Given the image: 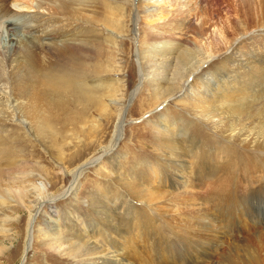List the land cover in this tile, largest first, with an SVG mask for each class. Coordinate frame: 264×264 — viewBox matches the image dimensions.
I'll return each mask as SVG.
<instances>
[{
	"label": "rangeland",
	"instance_id": "obj_1",
	"mask_svg": "<svg viewBox=\"0 0 264 264\" xmlns=\"http://www.w3.org/2000/svg\"><path fill=\"white\" fill-rule=\"evenodd\" d=\"M17 1L24 3V5L32 6V8H29L31 10L30 14L39 12L46 13V15H49L51 12L49 5L54 6L58 2V0ZM147 1L152 0H109L112 5L125 4L126 9L124 14L127 22L126 28L124 27L125 29L123 28L124 30L122 32H118L113 27L104 23V17L107 15V12L105 11L106 7L103 4V0H97V6H93L92 11H86L90 16L95 17L92 20V25L88 29L83 28L84 25L80 27L84 35L81 37L82 39L80 38L81 42L79 41V43H83L84 45L88 44L90 47H93V45L96 47L98 45L104 51H114L111 53L113 55V72L111 70L110 73L108 72L98 77L100 79L89 80L90 82L93 80L92 83H98L100 85L102 83H113L117 86L116 88L121 89L118 92L117 100L112 104L111 111L113 112V117L109 123L104 120L102 112L92 110L90 113L88 112V116L84 121L87 122L86 127L81 125L83 122L67 125L56 124L53 128L55 132V136L52 137L53 139L44 136H41L42 138L30 137L20 128L21 125H16L17 122L12 119H8V126L3 127L6 130L0 129V131H3L0 137V140H2L0 141V166L4 173V175L2 174L3 176L1 175L3 180L1 179L0 191V228L3 229H0V264H81V262L86 260L85 248H81L82 253H80L81 251L75 253L71 247H68L72 243L77 245L79 237H84L85 239L88 237L86 240L88 241L89 239L88 242L95 246V251L103 250L106 256L110 255L112 258L114 257V260H117L120 256L113 251L107 240H118L119 236L117 237V233L114 231L120 229L119 226L121 227L120 230H123L129 236L126 242V244L129 242V245H131L129 250L133 248V253H135L133 254L131 251L127 254V258H131L129 261L132 262H127L128 264H157V261L151 258L149 238L147 237L148 232L157 234L161 245L171 246L170 252H165L166 257L161 259V264H178L177 260L187 253L188 239L187 241L178 239L176 241L180 243L176 244V246L173 245L175 241L171 238L173 236V227L171 226L174 221L173 218L179 216V212L183 213L185 210L184 213H187L188 211L182 208L183 205H180V208L175 207V209H178L176 212L175 209L173 210V206L169 204L171 202L168 199L174 195L172 194V190L179 183V175L175 173L178 170V166L172 163L174 166H177L174 167L170 163L171 156L172 154L178 155L180 152L182 155L183 151V153L187 154L188 148L181 138H179L180 142L178 145L164 140L162 137L163 133L158 130L157 124L165 119L168 123L172 124L175 132L186 131L190 134L192 133V135L197 136L199 142L204 145L207 144L206 146L212 150L218 148L219 141H225L221 137H218V133L214 132L216 130L212 129L211 125L208 126V120L206 121V119L197 115L195 100L199 99V96L194 91L199 88L202 90L204 86L202 82L203 78L213 75L216 69L218 70L219 67L225 65V58L222 56L230 55L234 47L229 40H223L219 46L224 45V49L220 50L221 52H213L208 48L207 44L209 41L204 39L201 42L200 38L192 30L196 25L203 23L205 15L201 16L202 12L198 10L205 7L212 14L209 18L211 17L213 22L211 24L213 26L209 25V32L222 40V26L225 23L229 24L227 17L232 14L236 0H153L152 4H155L154 9ZM89 3H92V5L95 4L93 2ZM86 7L89 8V6L85 5ZM162 11H165L167 16L161 19L158 18V15L162 14ZM29 16L28 14L22 17V15L10 13L5 16L6 18L4 20L2 19L0 21V58H3L10 52V50L8 51V47L12 45V42L9 41L7 31L8 20H15L13 21L14 24L12 23L11 25L14 27L16 23H22L26 19L30 20ZM63 18L62 16L61 19ZM231 20L235 21L233 17ZM80 21L89 22L85 18H81ZM232 21L230 27L232 30L235 28V30H231V32H237L238 28L232 24ZM28 23L35 24L36 22L29 21ZM185 23L188 24V27L182 32L181 38H183L176 40L180 42V49L183 50L187 47L193 48L203 56H207V60L201 67L200 65H198L199 68L195 67L196 69L188 77L181 78L182 80H173V71H171L158 84L157 78L160 75L157 74L160 71L157 70L154 74L156 76L154 77L148 74L149 72L151 74L154 73L155 68H152L154 67L153 63L157 61V63H168L174 66L173 58L176 56L177 51L171 53L163 52L155 56L150 51L148 54L147 50L145 53L144 49L154 40L160 42L161 40L162 42L166 41L163 39L165 36L170 35L171 32L181 31L180 29ZM18 31L20 36H23L22 29ZM252 33L256 36L264 34V28H254L251 31ZM90 36H93L91 38L95 40V43L89 41L88 37ZM152 36L155 37L154 40H150ZM247 36L250 37L247 38V42L250 41L253 43L250 33ZM243 37H246V35L241 34L237 42L242 40ZM141 52L144 56L146 55L149 64L145 63L144 56H142ZM149 55L151 56L149 57ZM116 68L119 70H116ZM173 81L180 82V86L176 84L177 82L174 83L179 89L177 88L175 92L165 98L161 95V99L158 98L156 102L157 99L155 98L157 96L155 92L157 88L159 87L161 89L160 91L165 94L169 91L168 87ZM148 98L150 99L147 100ZM120 102L121 104L123 103V110L121 109L119 112L121 107L119 105ZM117 112L121 115L118 113L119 115L117 116ZM119 120L120 122L118 124ZM95 124L97 125V127H94L96 130L92 128ZM119 125L121 126L117 132L118 139L114 141L113 145L109 146L114 130ZM102 128L104 132L96 134ZM57 133L59 134L57 135ZM8 143L9 145L13 144L14 147L23 151L25 157H28V164L15 155L17 158L12 157V159H14L13 162L15 161L16 168L14 169L16 170L8 169V161L4 160L9 156V149L7 148L10 146ZM175 146L182 147H179L176 151L174 150ZM238 147L242 148V154L240 156L235 153ZM228 150V155H223L225 159H230V156L235 157L238 159L236 161L237 163L241 160H252L245 165L243 163L237 164L239 168L237 167L238 174L236 181L241 182V184H246L248 181L258 185L262 184L264 187V162L262 167L260 165L258 166L256 162H253L256 160H264V156L261 159L255 158V160L250 154L256 152V149H250L238 144L229 145ZM247 156L252 157V159ZM202 157L203 155L200 156V158ZM204 158L205 155L203 161ZM207 158H210V161L207 162L206 160L203 168L199 170H197L192 159H186L189 166V175L192 176V179L193 177L195 179L192 180L190 189L185 187L181 190V192L187 189L188 192L193 191L199 193L200 199H197L198 201L195 200V204L193 203V207L191 208L194 211L211 213L209 216L219 221L216 222V225H214L215 222L211 223L209 230L203 225L205 220L199 228L197 226L193 228V232H202L205 234L204 236L208 237L209 242L212 241L210 242L209 253L214 256L212 259H208L205 264H209V262H211L210 264L217 263V259L218 261L220 260L219 264H225V261L231 258L240 261L242 264H264V225L257 226L255 224L254 226V222L251 220L242 222L239 220L240 214L234 213L233 211L229 212L227 209H218V201L214 200L215 195L211 191L214 189V184L212 183V179L204 174L206 173L204 169L212 170V167H215V163L211 157L206 156ZM37 164L40 166L42 164V167L47 168L50 171V175H46V172L41 173L37 169L38 167H35ZM169 165H172L173 168L172 166L169 167ZM240 166H248L251 171L246 173ZM171 169H175V171H170ZM213 171H218L219 175L223 173L221 169H217L216 167ZM223 175L225 176L224 173ZM173 180L176 182L175 184H172ZM219 180L221 182L232 181V178L227 179L219 176ZM193 185H195L194 188ZM230 185H233V182ZM146 186L150 188H146ZM159 188L160 191L158 190ZM163 189L165 190L163 191ZM156 192H160L162 194L161 197L163 198L165 196V198L158 197L155 199ZM181 199L179 196L176 198L180 203L182 202ZM206 199L210 204L206 203ZM255 208L259 212L264 213V209L259 207L257 199H255ZM184 213L182 216L185 215ZM261 220H264V218ZM124 228H128L127 231ZM46 230L51 231L46 233L50 235L45 240L42 233ZM213 230L218 231L216 233ZM212 231L213 233H211ZM54 232L63 233L62 237L64 238V245L62 244L63 246L57 247V249L49 246V241L51 242L56 237ZM89 236L91 237L89 238ZM68 239L71 241H68ZM215 239L219 241L216 242L214 241ZM136 252L139 254L137 257H135ZM223 254L224 256H222ZM100 256L102 255L99 253L94 254L92 260L100 263L102 262ZM221 259L223 262H221Z\"/></svg>",
	"mask_w": 264,
	"mask_h": 264
},
{
	"label": "bare ground",
	"instance_id": "obj_2",
	"mask_svg": "<svg viewBox=\"0 0 264 264\" xmlns=\"http://www.w3.org/2000/svg\"><path fill=\"white\" fill-rule=\"evenodd\" d=\"M152 1H147V3L150 4V6L153 7L154 9L155 4L153 5ZM89 2H93L95 4L92 5V3ZM103 4L106 7L104 8L105 11L107 12V15L104 17L105 19L104 23L113 27L118 32H122L126 28V22H127V20H125L126 16L124 14L126 9L125 4L112 5L109 2V0H103ZM85 5L89 6V8L87 7L85 8ZM49 6H50L49 10L51 11L49 15H46V13H44L45 14L44 15L43 13H39V12L30 14L31 10H29V8H32V6L24 5V3H21L17 0H0V21L2 19L4 20V18H6L5 16L10 13L22 15V17L23 15H28V14L30 15L29 16L30 20L26 19V21L24 20L22 23L15 22L16 25H14V27L11 25L15 20H8L7 23L8 37H9V41L12 42V45L10 44L11 46L8 47V51L10 50V52L7 54L5 53L6 55L4 54L5 56L3 58L2 57L0 58V129L1 130L3 129V127L8 126L7 125L9 124L8 119H12L17 122L16 125L20 124L21 125L20 128L24 131L26 135L28 134L30 137L39 138L41 136H44V137L52 138L53 136H55V132L53 128L55 127L56 124L59 123L63 125H67V124L83 122L81 125L86 127L87 122L84 121L88 116V112L90 113V111L92 110H95L97 112H102V114L104 115V120L107 121L108 123L110 122V119L113 117V112L111 111L112 104L113 102H115V100H117L118 92L121 89L116 88L117 86H115L113 83H102L100 85L98 83L94 84L92 83V81L96 80V78L102 76L103 74L111 72L112 63H113L112 62L113 55L111 53H113L114 51L113 52L104 51L103 48L98 45L96 47H94V45L93 47H90L88 44L84 45L83 43H79V41L82 39L81 37L84 35L83 30H81L80 27L84 25L83 28L88 29L92 25L93 22L92 20L95 19V17H92L90 16V14L86 13V11H92V7L97 6V0L96 1L58 0V2L54 6L51 4ZM233 8L234 10L232 11V14L227 17V19H229V24L225 23L224 26H222V35H223L222 40H220V38H218L216 35H213L212 33L209 32V25L210 26L212 25L211 24L212 20L211 17L209 18V16L212 14H210L205 7H202L201 10H198L202 12L201 16L205 15L203 23L201 25H196L192 30L194 34L198 36V38H200L201 42L204 39L209 41L207 44L208 48H210L209 50L213 52H219L220 50L224 49V45L219 46L220 42H222L223 40H229L230 42H232V46L234 47L230 55L222 56L223 58H225V62H224L225 65H223V67L222 66L219 67L218 70L216 69L213 75L203 78L202 82L204 86L202 90L201 88H199V89H195L194 91L198 93L197 96H199V99L195 100L197 115H200L201 117H203V119H206V121L208 120V122L210 123V124L208 123V126L211 125V128L216 130L214 132L218 133L219 135L218 137H221L225 141L224 142L219 141L218 148L216 150H212L211 148L206 146L207 145L206 143H205L206 145H204L203 143L199 142L197 136L192 135V133L190 134L189 132L186 131L185 132L179 131L178 133L177 131L175 132L174 127H172V124L168 123L165 119H163L161 123L157 124L158 130H160L163 133L162 137L164 140L175 143V145H178L180 142L179 138H181L183 139V141L186 144V147L188 148L187 154L183 153L184 151L182 150L183 151L182 155L180 154L181 152L178 155L172 154L171 156L172 158L170 159L171 164L175 163V165L178 166L177 171H175L176 168L174 170L171 169L170 171L173 172L175 171V173H178L179 183L178 185H175L174 186L175 189L172 190V194L174 195H172V197L170 196V199H168L169 202L172 203L169 204L173 206V210L175 209V207L180 208L179 206L183 205L182 208H185L188 211V212L186 211L187 213H184L185 212L184 210L183 212L185 214L184 216H182L183 215L182 212H179L178 213L179 216L173 218L174 221L171 226L173 227V236L171 238H173V240L175 241L173 242V245L176 246V244L180 243L179 241H176L178 239H181L183 241H187L188 239V246H187L188 251L185 255L183 254L184 256H182L179 260H177L178 264H205L208 259L213 258L214 255L209 253L210 242L212 241L209 242L208 237L204 236L205 234H203L202 232L199 231H197L198 233L193 232V228L194 226H197L199 228L202 222L205 220L203 225H205V227L208 228L209 230V226H211L210 225L211 223L215 222L214 225H216V222H219L216 220V218H211L209 216L211 213L209 214L208 212L205 211L198 212L196 209H195L196 211H194V209L191 208L193 207L194 201L200 199L199 193H195L193 191L188 192L187 189L186 190L184 189L181 192L182 188L186 187L190 189L192 185V180L195 179L194 177L192 179L191 178L192 176L189 175L188 172L189 166L186 162L187 158L192 159V161L195 163L197 167V170H199L203 168V165L206 162V160L207 162L210 161V158L206 159V156H209L212 158V160H214L215 167L217 169H221V171L225 174V176L223 175V173H220L219 175L218 171L216 172L213 171L215 167L212 166H211L212 170L204 169L206 172L204 173L205 176L211 178L212 183L214 184V189L211 191L214 192V194L212 193L213 195H215L214 200L218 201V209L219 208L220 210L227 209L229 212L233 211L234 213L240 214L239 220L242 222L251 220L254 222V226L255 224L257 226L264 225V220H261L262 218H264V213L259 212L258 209L255 208V199H257L259 207L264 209V187L262 186V184L258 185L255 183H250L248 181L247 183L245 182L246 184H241V182L236 181V176L238 174L237 167L239 166V165L237 166V164L243 163L245 165L247 162L252 160H241L237 163L236 161H238V159H236L235 157L230 156V159H225V157L223 156L225 154L228 155L227 154V152L229 151L228 147L231 144H238L240 146L247 147L250 149H256L257 150L256 152H252L250 154L252 157H254V159L255 158L261 159L262 156H264V34L257 36L254 35L253 33H252L253 35L251 34V31L254 28H259V29L264 28V0H236ZM166 14L167 13L165 11H162V14L158 15L159 16L158 18L161 19L164 18L165 16H167ZM62 16L64 17L63 19H61ZM232 17L234 18L235 21L231 20ZM81 18H85V20L86 21L88 20L89 22H82L80 21ZM29 21H33L36 23L29 24L28 23ZM231 21L232 24L238 28L237 32H231L232 30L230 27ZM187 27L188 24L185 23L181 27L180 29L181 31L171 32L170 35L168 34L163 38L166 40L164 42H162V40L161 42L158 40H154L155 37L152 36L150 40H154V41L150 45H148L147 48L144 49V52L147 50L148 54L151 52L155 56L163 52L171 53L173 51H177V54H175L176 56H174L173 58V61L175 63L174 66L168 63L161 64L159 62L157 63V61H155V63L152 62L154 64L153 65L154 67L152 68H155L154 73L151 74L149 72L148 74L149 76L154 77L156 76L154 75L155 72L159 70L160 72L157 74L160 75V77L157 78L158 84L161 83V81L164 79V76L167 73H170L171 71H173L172 72L173 80L175 79L182 80L181 78L186 76L188 77L189 74H191L198 67V65H200L201 67V65H203V63L206 62L207 56L205 55L203 56L200 52H197V50L188 47L183 50L180 49V42L176 40H178L179 38L180 39L183 38V37L181 38L182 32ZM18 28L22 29L23 36H20L18 31L20 29ZM234 30L235 28H233L232 31ZM248 33H250V35L252 36L253 43L250 41L247 42L248 40L247 38H250L247 36ZM241 34L246 35V37H243L242 40L237 42ZM91 37L93 36L88 37L89 41L95 43V40L92 39ZM236 42L237 44H235ZM142 56L144 55L142 54ZM150 56L151 55H149V57ZM144 59H145V63L149 64V62L146 59V55L144 56ZM117 69L118 68H116V70ZM91 79L93 80L90 82L89 80ZM176 82L177 81H173V83H171L170 86L168 87L170 91V92L168 91L169 93L167 92L163 94L162 91H160L161 89L158 87L155 92L157 96L155 98L157 99L156 102L158 101V98L161 97V95L163 98H165L169 94L175 92L178 86H180L179 85L180 82L179 83ZM174 83L178 84V86H175ZM149 99L150 98H148L147 100ZM122 104L120 102L119 105L121 107L119 109V112L122 109ZM119 112H117V116L120 114ZM119 122L120 120L118 121V124ZM120 126L121 125H119L118 128L116 126L112 138L110 140L111 144H109V146L113 145L114 141L118 139L117 132ZM94 127H97V125L95 124V126H92V128L96 130V128ZM1 132L3 131H0V137H1ZM102 132H104L103 128L100 129L98 133L96 132V134H100ZM58 134L59 133H57V135ZM79 139L81 138L79 137ZM9 146L10 147L7 148L9 149L8 150L9 156L7 157V159H4L8 161L7 162L8 169L16 170L14 169L16 168L14 164L15 161L13 162L14 159H12V157L17 158L15 155H17L20 159H22L23 162L28 164V157H25L22 150L20 151L19 148L17 149L16 147L13 146V144ZM179 147L175 146L174 150L177 151ZM241 151L242 148L238 147L236 149V152L235 151L234 152L236 153V155L240 156L242 154ZM201 155H203V157L205 155L204 161H203V157L200 158ZM247 157L252 159V157L249 156ZM253 162H256L258 166L260 165L262 167L264 160H256ZM38 165L39 164H37L35 167L36 168L38 167L37 169L41 173L46 172V175H50V171L47 168H44V166L42 167V164L41 166ZM172 165H169V167H171ZM240 168L244 170L246 173L248 171H251L249 169L250 167L248 168V166L246 167L240 166ZM2 174L4 175L3 169L0 166V191H1V179L3 180V178H1L3 176ZM219 176L227 179L232 178V181L221 182L219 180ZM143 179L145 180V178ZM231 182H233V185H230ZM175 183L176 182L173 180L172 184ZM194 187L195 185H193V188ZM146 188H150V187L146 186ZM158 190L160 191V188ZM164 190L165 189H163V191ZM161 196L162 194H160V192H156L155 199H157L158 197L162 198ZM178 196L179 198H182L181 199L182 204L180 203L179 200H178L179 202L176 200ZM163 198H165V196ZM205 201L206 203L210 204V202L207 199ZM108 207L107 209L110 210V208ZM250 207L252 208L251 210ZM177 210L178 209H175L176 212ZM180 213H182V215H180ZM119 228L121 229L120 226ZM120 229L114 231L117 233V237L119 236L118 240L117 239L107 240L110 243L113 251L120 256V258L118 257L119 259L117 260H114L113 259L114 257L112 258L110 255L106 256L103 250L95 251V246L91 245L88 242L89 239L88 241L86 240L88 237L86 239L84 237L78 238L77 235L75 237L79 239L78 244L76 245L75 243H72L70 246L68 245V247H71L72 251H74L75 253L81 251V248H85L86 260L84 262H81V264L82 263L128 264L127 262H131L129 261L131 258L128 259L127 254L131 251L133 253V248L129 250V247H131V245H129L130 244L129 242L126 244L129 236L127 235V233H125L123 230ZM39 230L41 231V229ZM48 231L46 230L43 231V233L41 232L45 237V240L48 239L50 235V234L49 235L46 234L48 233ZM213 231L211 233H213ZM59 232H54L56 237H54V239L51 242L49 241L50 243L49 246H51L54 249H57V247H61L64 245L63 243L64 238L62 237L63 233L61 234ZM217 236H219V234H217ZM90 237L91 236H89V238ZM147 237L149 238V247L151 249L152 260L157 261V264H161V259L166 257L165 252H170L171 246L161 245L159 237L157 236V234L153 232L151 233L148 232ZM69 239L68 241H71ZM216 239L214 241H216ZM211 248L213 247L211 246ZM80 253H82V251ZM98 253L102 255L100 256V259L102 260V262L100 263L94 262L92 260V256ZM138 255H139L138 252H136L135 257H137ZM222 256H224V254ZM219 261L217 259L218 264ZM221 262H223V260ZM225 262H224L225 264H242L240 261H237L233 258L228 259ZM210 263L211 262H209V264Z\"/></svg>",
	"mask_w": 264,
	"mask_h": 264
}]
</instances>
